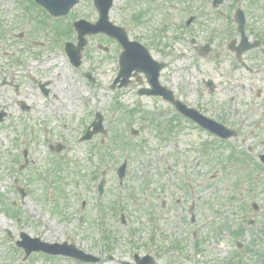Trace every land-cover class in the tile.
Here are the masks:
<instances>
[{"label": "rangeland", "instance_id": "obj_1", "mask_svg": "<svg viewBox=\"0 0 264 264\" xmlns=\"http://www.w3.org/2000/svg\"><path fill=\"white\" fill-rule=\"evenodd\" d=\"M160 1L155 6L148 0H118L121 6L112 12V17L123 25L121 20L126 13L121 11L134 16L142 13L143 8L152 10V19L147 20L144 15L143 22L132 33L144 43L152 57L171 60L162 73L165 84H178L182 92H187L186 83H193V88L198 87L208 95L218 97L230 107L226 90L209 94L202 79L216 80L224 89L230 86L224 82L227 78L238 83L234 92L243 102L239 109H251L241 137L246 139V143H253L256 149L264 150V45L246 55L248 62L254 65L251 73L241 67L238 70L231 68L236 61L226 46L229 40L237 38L235 24L230 21L231 7L238 4L246 6L251 18L248 27L262 32L264 0H226L217 8H212L211 0H207V5L201 0H168L176 4L171 6L172 9L165 8ZM189 5L190 10L197 13L193 25L184 31L173 30L166 14L175 15L176 20H180ZM0 7V48L14 52L11 60L3 55L1 58L0 54L4 68L11 66L10 71L0 72V82L5 80L8 84L0 83V110L7 113L0 122V264L20 261L21 251L14 246L20 232L49 242L65 238L77 240L80 234L84 247L99 253L104 252L102 239H107L111 247L108 253L125 257V252H122L127 250L129 227L138 226L142 231L148 220L147 210L161 208V198L168 202L169 207V196L183 192L178 186L183 176H189L192 182L194 179L195 185L190 184L192 192L203 195L197 206L206 209L207 217L218 213V223L221 222V210L229 208L232 213L250 217L254 215L253 211L245 210V205L251 201L264 204V174L248 163L243 165L229 160L232 153L214 140L213 148L209 149L211 142L208 137L189 128L184 121L180 120L178 128L172 111L165 109L159 99L137 95L136 91L146 86L143 77L141 84L133 77L126 87L109 89L118 71L114 44L107 47V55L97 47L95 51H86L87 45L79 72L60 58L56 44L52 42L51 31L32 33L36 22L25 23V16L15 0H0ZM17 15H20L19 19H16ZM165 18L167 29L162 31L163 26L159 23ZM45 21L48 24L56 22L60 31L65 30L62 20L47 18ZM20 32L35 37L43 43L42 46L31 44L25 47V42L15 40V34ZM173 32H178V38L173 36ZM190 37L198 44L210 43V52L199 56L192 51L188 43ZM16 64L22 66L21 70H13ZM86 71L96 79V84L83 77ZM33 73L35 79L49 83L47 101L31 83ZM16 83L20 84L19 92L14 90ZM114 94L115 98L109 97ZM69 96L72 97L71 106L67 100ZM252 101L255 103L250 104ZM22 103L26 105L25 111L20 109ZM96 110L104 116L105 134L95 135L89 141H78L85 121L90 122ZM128 111L133 112L132 119L127 118ZM240 120L229 119L230 122ZM170 125L176 127L174 133L169 130ZM43 126H47V131L42 129ZM130 128L136 129L138 135L131 134ZM164 133L170 136L166 137ZM116 138L122 140L120 145L115 144ZM57 143L64 145V149L55 153L52 150ZM125 145L130 151L122 152ZM23 148L28 151V164L19 169L23 163ZM123 159L127 160V171L123 187H118L115 171ZM198 159H201L199 165ZM194 163L197 167L192 169ZM97 171L99 175L94 178ZM211 174L215 177L209 179ZM101 176L106 180L105 193L98 199L96 187ZM14 179L22 187L23 197ZM251 189L259 194L249 193ZM81 201L85 203L84 211L80 210ZM161 209L159 213H151L152 218L169 217L170 213H164L165 207ZM12 210L15 216L11 214ZM82 213L86 215L84 222L79 221ZM120 213L133 218L129 226L121 224ZM255 218L258 222L264 221L261 214ZM166 222L171 224L172 220L168 218ZM238 222L234 221V224ZM215 223L206 222L200 235L210 238ZM66 225L67 233L63 232ZM146 237V234H137L134 242L140 244ZM44 258L41 254L31 253L23 264H46ZM96 264L120 263L115 259Z\"/></svg>", "mask_w": 264, "mask_h": 264}, {"label": "flooded vegetation", "instance_id": "obj_2", "mask_svg": "<svg viewBox=\"0 0 264 264\" xmlns=\"http://www.w3.org/2000/svg\"><path fill=\"white\" fill-rule=\"evenodd\" d=\"M114 1L117 0H15L20 11L25 16V23L31 24L37 19H41V22H46L45 20L47 18L62 20L66 32L70 36L72 32H74L72 28V23L74 21L86 20L93 23L101 17L98 3L99 5L103 4L105 16L108 21H111V5L114 4ZM233 8L234 7H231V12ZM64 9H67L66 14L52 17L51 13H59ZM19 17L20 15H17L16 19H19ZM1 23L2 19L0 17V25ZM249 25L250 23L246 25L245 33L250 41L256 39L258 35L264 36V31L260 32L258 29L248 27ZM262 28L264 29V26H262ZM17 34L18 33L15 34V38ZM236 35L237 38L231 40L235 41L234 46L237 48V46L240 47L242 45V35L237 31ZM252 35L256 38L251 37ZM24 36L26 39H16L20 42L23 40L26 43L25 47L31 44L36 46L35 40L25 34ZM208 44L210 45V43ZM202 45L203 44L196 43V40L193 38L189 39L191 50L197 52V54L202 53ZM0 52L1 55L7 56H13L14 54L13 51L4 50L2 48H0ZM230 52L233 55V59L237 60L236 64L231 65V68L236 67L238 70V68L241 67L244 70L246 67L241 64L236 52ZM248 53L249 52H245L241 55V61L243 63V60L248 61L246 59ZM159 60L163 59L159 58ZM16 65L14 70H20L22 66L20 64ZM28 66L31 67L30 65ZM30 81L33 86L39 90L38 92L41 97L47 101V96L49 94L48 84L44 87L42 82H39L40 80H35L32 76H30ZM202 82L209 94H212L216 90H226V97L230 107L227 106V102L223 103L218 97L210 96L198 87L193 88V83L187 82L186 86L189 90L187 92H182L178 84L173 86L171 82L165 84V82L162 81V86L170 88L174 99L178 101L175 106L165 102L169 106L168 109L172 111V115L179 125L178 128H180L181 125L180 120L184 121V124L188 125L191 129H193V126H196L193 118L191 119L190 115L185 114L184 109L187 108L196 109L205 114H214L218 120L223 121V124L234 129L237 135H241L240 131L242 127H246L245 121L248 120L247 118L250 116L251 109H239L243 102L239 101L238 93L234 92L239 84L233 83L232 80L227 78L224 82L230 86L228 89H224L220 88V82L210 78L202 79ZM14 89L16 92H19L20 84L16 83ZM161 97L160 99H164ZM234 102H236L235 105L232 104ZM254 103L255 101L250 102V104ZM213 109L215 111H213ZM229 119L241 120L240 122H230ZM242 142L244 143L246 140L243 138ZM249 148L251 150L253 146ZM191 192L192 191L189 193L183 191L178 194L175 192L172 196H169V207H167L168 202H166L165 199H160V207H165L164 212L170 213L168 218L172 220L171 224L166 225L167 229L160 230L166 233V235H162L164 236L162 241H158L159 239L157 237L160 231L157 230L158 233L148 237L147 241L143 242V244L134 243L125 246L127 250L122 253L125 252L126 256L120 258L117 255L108 254L105 250L102 253L96 251L90 253L89 251L82 250L85 253L93 254L98 261L100 259L110 261L116 259L120 264H264V222H258L257 218L248 219L244 222L242 221L245 219L244 214L241 216L240 213H232V211L227 208L225 213L223 212L221 215V223L215 226V229L210 232V238L206 239L200 235L203 224L202 220L206 217L204 213L206 209L195 207V200L190 198ZM161 208L149 210L150 213H159L162 211ZM230 220L232 222H239L234 224L230 223ZM77 247L80 248L79 246ZM103 248L111 247L110 245H104ZM204 253L206 255H204ZM51 257L52 258H49L51 262H54V260H62L59 259L62 258V256Z\"/></svg>", "mask_w": 264, "mask_h": 264}, {"label": "bare ground", "instance_id": "obj_3", "mask_svg": "<svg viewBox=\"0 0 264 264\" xmlns=\"http://www.w3.org/2000/svg\"><path fill=\"white\" fill-rule=\"evenodd\" d=\"M127 60H128V58L125 59L126 62H127ZM67 99H68L69 101H71V100H70V97H68Z\"/></svg>", "mask_w": 264, "mask_h": 264}]
</instances>
